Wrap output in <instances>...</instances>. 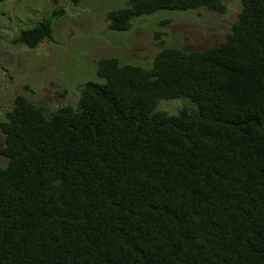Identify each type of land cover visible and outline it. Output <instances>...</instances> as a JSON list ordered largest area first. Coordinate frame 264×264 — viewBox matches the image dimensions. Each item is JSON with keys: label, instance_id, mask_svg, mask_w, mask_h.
Listing matches in <instances>:
<instances>
[{"label": "trees", "instance_id": "1", "mask_svg": "<svg viewBox=\"0 0 264 264\" xmlns=\"http://www.w3.org/2000/svg\"><path fill=\"white\" fill-rule=\"evenodd\" d=\"M77 5L79 0H70ZM223 0H126L106 29ZM63 7L12 43L52 39ZM76 105L16 95L0 133V264H264V0H240L203 50L162 47L151 65L96 62ZM196 110L169 114L160 100Z\"/></svg>", "mask_w": 264, "mask_h": 264}, {"label": "rangeland", "instance_id": "2", "mask_svg": "<svg viewBox=\"0 0 264 264\" xmlns=\"http://www.w3.org/2000/svg\"><path fill=\"white\" fill-rule=\"evenodd\" d=\"M223 14L206 8L157 11L133 20L125 32L106 29V13L126 0H0V121L16 95L33 105L52 110L75 106L80 85L98 80L96 62L115 57L122 63L151 65L162 47L203 50L219 44L230 31L240 0H223ZM63 7L64 15L52 22V39L31 49L12 43L26 26ZM155 110L176 114L196 108L187 99L160 100ZM3 142L0 133V146ZM5 159L0 156V166Z\"/></svg>", "mask_w": 264, "mask_h": 264}]
</instances>
